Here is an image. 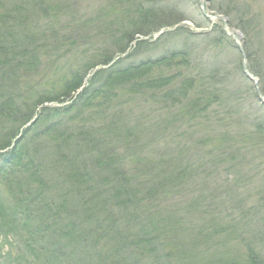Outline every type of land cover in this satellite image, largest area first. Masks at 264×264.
Returning <instances> with one entry per match:
<instances>
[{
	"label": "trees",
	"instance_id": "16d2710c",
	"mask_svg": "<svg viewBox=\"0 0 264 264\" xmlns=\"http://www.w3.org/2000/svg\"><path fill=\"white\" fill-rule=\"evenodd\" d=\"M153 3L103 0L79 21L80 6L70 10L68 2L0 0V150L39 106L71 101L42 107L17 142L23 154L15 147L3 156L6 167L16 166L0 201L15 209L8 215L0 204V237L32 263L264 264V115L254 123L248 110L238 117L228 106V74H193L201 66L185 49L94 71L134 41L138 50V37L185 20L177 8ZM76 41L91 50L44 70L45 59L56 65ZM249 60V72L260 75ZM40 73L44 82L36 81ZM218 104L228 108L225 119L217 107L208 114ZM193 122L206 133L189 149L180 144Z\"/></svg>",
	"mask_w": 264,
	"mask_h": 264
},
{
	"label": "rangeland",
	"instance_id": "374dc122",
	"mask_svg": "<svg viewBox=\"0 0 264 264\" xmlns=\"http://www.w3.org/2000/svg\"><path fill=\"white\" fill-rule=\"evenodd\" d=\"M64 1L68 2L70 10L80 6V9H74L78 12L73 11L75 12L73 14L82 15V19L86 20L87 16L92 17L94 15L92 10L99 7L103 0ZM153 4L155 8H177L176 12L183 16L185 20L178 25L167 27L159 37L156 36L162 29L148 36L138 37V43L136 44L140 45L139 49L134 50L133 46L128 48L126 59L122 57L121 60L124 58L125 63L133 62L136 64L148 59H156L165 55L167 51L189 50L194 58L197 54V60L201 66V68L196 67V71L194 70L192 73L200 74L213 69L225 71L224 73L228 74V80L233 89V96L228 102V106L233 107L232 110L238 112V117H242L244 112L248 110V115L254 118L252 122L256 123L257 115H264L263 109H260L264 107V104L259 100V97H261L264 101V92H261L264 89V0H158V3ZM218 9L228 12L229 16L221 14ZM91 11L92 13H90ZM74 18L78 19L77 16ZM236 23L244 24L245 27L242 28V31L231 27ZM224 24H226V27H224ZM181 27L194 35L183 33L178 36L176 32ZM218 28L224 33L223 37L215 33ZM144 29L148 30V27ZM227 33H230V35ZM214 38H218L217 41H213ZM134 42L131 44L133 45ZM86 47V45L78 47L79 54L76 55L77 50L70 53L67 51L69 50V44L67 43L63 50L65 53L68 52L67 55L61 57L56 65L51 62L52 58L45 59L43 62L44 70L49 68L54 72L57 67L63 64L78 62L83 53L91 50H87ZM109 50H114V47H109ZM59 56H61V53ZM247 58L251 61V67L258 66L261 68L260 75H253L249 72ZM244 72H247L250 78H247ZM48 77L50 76L48 75ZM45 79L47 78L40 73L36 81L44 82ZM20 83L21 86H24L25 83L27 87L32 88L37 86L36 83L33 84L32 80L28 79H21ZM215 107L219 110L217 114L219 118L223 117L225 119L224 112L228 108L224 110L223 105L218 104L212 107L208 114L213 118L212 112L216 113L215 111H217ZM192 124V132H186L187 135L191 136L190 139L188 138L185 143L183 141V144H180V146L186 145L185 147L189 149H192L194 143L196 144V142L192 143L194 137L206 133L199 132L201 126L197 127L194 122ZM184 130L185 128L181 129V131ZM247 130L250 131V129ZM180 133L184 134V132ZM180 133L177 132V134ZM195 193L193 191L192 195ZM224 197L222 196V199ZM0 264L2 263L0 262Z\"/></svg>",
	"mask_w": 264,
	"mask_h": 264
},
{
	"label": "water",
	"instance_id": "95a60500",
	"mask_svg": "<svg viewBox=\"0 0 264 264\" xmlns=\"http://www.w3.org/2000/svg\"><path fill=\"white\" fill-rule=\"evenodd\" d=\"M224 27H226V24H224ZM227 34L230 35V33H227ZM244 74L247 76V78H250V76H249V74L247 72H244ZM253 82H254V80H253ZM259 100L262 101L263 104H264V101H263V99L261 97H259Z\"/></svg>",
	"mask_w": 264,
	"mask_h": 264
}]
</instances>
